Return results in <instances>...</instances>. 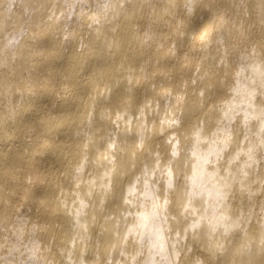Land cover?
<instances>
[{
	"label": "bare ground",
	"instance_id": "obj_1",
	"mask_svg": "<svg viewBox=\"0 0 264 264\" xmlns=\"http://www.w3.org/2000/svg\"><path fill=\"white\" fill-rule=\"evenodd\" d=\"M0 264H264V0H0Z\"/></svg>",
	"mask_w": 264,
	"mask_h": 264
}]
</instances>
